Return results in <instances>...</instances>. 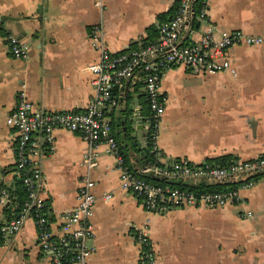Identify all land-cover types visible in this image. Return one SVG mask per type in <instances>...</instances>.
I'll return each mask as SVG.
<instances>
[{"label": "crops", "instance_id": "obj_1", "mask_svg": "<svg viewBox=\"0 0 264 264\" xmlns=\"http://www.w3.org/2000/svg\"><path fill=\"white\" fill-rule=\"evenodd\" d=\"M95 1L0 0V191L7 192L17 175L16 131L4 116L16 106L20 91L38 107L84 109L93 93L86 66L97 58L88 35L91 25L102 17L110 50L120 51L144 38L154 39L156 23L166 20L175 7L173 0H104L100 12ZM208 13L217 32L239 28L263 40L229 47L235 72L195 73L182 65L165 69L160 89L167 104L155 143L169 158L185 156L197 162L224 155L251 158L264 153V0H209ZM10 34L28 44L26 58L11 54ZM121 90L119 103L109 108L108 116L127 162L137 166L142 162L137 148L147 142L148 104L141 80L130 81ZM128 94L132 111L143 116L136 129L123 111ZM170 96L180 99L170 104ZM98 147L97 163L90 170L98 196L89 240L94 246L92 264H138L132 225L147 218L157 264H264V173L242 190L244 203L182 205L147 213L133 192L119 186L114 155L105 144ZM86 148L80 133L59 128L55 149L39 155L40 196L48 201L54 231L59 230L63 210L76 202ZM105 191L112 196L103 198ZM7 200L0 196V223L8 218ZM247 210L252 215L247 216ZM0 264H50L40 250L32 218L0 239Z\"/></svg>", "mask_w": 264, "mask_h": 264}, {"label": "built area", "instance_id": "obj_2", "mask_svg": "<svg viewBox=\"0 0 264 264\" xmlns=\"http://www.w3.org/2000/svg\"><path fill=\"white\" fill-rule=\"evenodd\" d=\"M173 2V14L156 23L154 39L120 51L110 50L102 17L91 25L88 35L97 58L86 66L91 73L93 93L84 109L38 107L23 90L20 91L16 106L4 120L16 131L15 164L23 174L28 198L17 215L0 223V239L16 232L30 217L36 226L40 250L50 264H92L90 255L94 246L89 240L93 237L92 215L98 196L93 190L95 182L90 170L97 163L101 143L115 157L119 186L133 192L147 213H161L182 205L218 207L246 201L242 190L253 186L256 178L264 173V153L224 162L207 159L197 162L185 156H165L155 143L159 120L167 104L160 79L165 69L177 65L195 73L235 72L228 55L229 47L236 43L257 44L263 37L239 28L217 32L209 19V0ZM95 4L100 12L104 10V0H96ZM7 39L13 56H28L27 43L13 34ZM133 80L143 83L149 109L145 125L154 150L152 161L137 166L129 164L121 153L108 116L109 108L119 103L120 90ZM59 128L80 133L87 140V148L81 160L84 173L76 202L63 210L59 230L54 231L51 219L40 211L43 174L39 155L55 149V130ZM160 178L164 181H157ZM0 196L3 201L8 198L4 188ZM111 196L110 191L102 194L106 199ZM246 215L252 212L247 210ZM148 221L147 218L141 224L132 225L138 246V264H157Z\"/></svg>", "mask_w": 264, "mask_h": 264}, {"label": "trees", "instance_id": "obj_3", "mask_svg": "<svg viewBox=\"0 0 264 264\" xmlns=\"http://www.w3.org/2000/svg\"><path fill=\"white\" fill-rule=\"evenodd\" d=\"M175 7L172 6L171 9L169 10V12L171 14H173ZM162 21V20H161ZM147 41V38L142 39L141 42L144 43ZM135 43V42H133ZM140 82V81H139ZM137 82L135 85V89L138 88V85L141 83ZM145 95V93H144ZM146 97V96H145ZM126 107L125 109H123V111L125 112V114L130 113L131 111V107L129 106V99H130V95H126ZM147 105V104H146ZM147 112H148V105H147ZM128 123H127V127H128ZM114 133V132H113ZM115 135V133H114ZM116 136V135H115ZM117 138V137H116ZM129 139L132 142L133 146L135 148H137V142H135L134 137L129 135ZM118 140V139H117ZM120 144V143H119ZM152 141L150 139V131H147V142L146 145L142 148H137V150H140L142 156H141V160L143 162H150L154 159V150H152ZM120 151L121 153L125 156L124 151L122 150V147L120 146ZM226 158H229L228 155H224V156H217V157H211L210 159L207 160H215L218 162H224L226 160ZM15 167V170L17 172L16 175V179L13 183V185L7 187V193H8V200L5 203L4 206V210L6 212L7 215V219H10L11 217L17 215L20 211V209L22 208L24 202L27 200L28 198V192L26 189V186L23 182V174L18 170V168L16 167V164L13 166ZM157 181H164L162 178L157 179ZM172 184H177V185H185L182 182H174V181H169ZM40 211L42 214H44L45 216H47V218L51 219V209L49 208V204L48 201L46 199H43L42 201V205L40 206ZM5 220V221H6Z\"/></svg>", "mask_w": 264, "mask_h": 264}, {"label": "water", "instance_id": "obj_4", "mask_svg": "<svg viewBox=\"0 0 264 264\" xmlns=\"http://www.w3.org/2000/svg\"><path fill=\"white\" fill-rule=\"evenodd\" d=\"M142 117L143 116H140L138 113L133 112L132 109H131L130 113L126 114V116H125L126 119L131 121L132 127L135 129L139 128V126H137V124L142 122ZM145 117H147V116H145Z\"/></svg>", "mask_w": 264, "mask_h": 264}, {"label": "rangeland", "instance_id": "obj_5", "mask_svg": "<svg viewBox=\"0 0 264 264\" xmlns=\"http://www.w3.org/2000/svg\"><path fill=\"white\" fill-rule=\"evenodd\" d=\"M174 99H180V98L176 96V98H174ZM174 99H173V97L170 96L169 103L171 104V103L173 102Z\"/></svg>", "mask_w": 264, "mask_h": 264}]
</instances>
